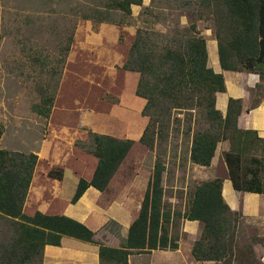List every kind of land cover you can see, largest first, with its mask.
<instances>
[{"label":"trees","instance_id":"1","mask_svg":"<svg viewBox=\"0 0 264 264\" xmlns=\"http://www.w3.org/2000/svg\"><path fill=\"white\" fill-rule=\"evenodd\" d=\"M142 0H94L81 10L80 17L99 23L123 24L132 5ZM200 14L212 19L220 67L258 74L257 92L264 97V0H199ZM73 28L57 37V55L45 63L48 77L37 85L38 101L33 111L48 118L59 77L73 41ZM2 34L0 32V38ZM206 39L194 22L163 34L151 27H137L121 68L137 73L135 95L144 99L141 114L147 123L138 141L154 155L137 217L126 239L107 245L85 224L65 215L35 211L27 215L24 202L33 177L37 154L0 148V264H42L44 247L59 246L63 236L98 245L100 264H128L133 253L178 248V236L171 233L178 220L199 221L200 237L191 253L197 261L216 264H262L254 245L264 237L238 243L241 212L232 210L222 196L223 178L200 181L189 191L183 208L165 199V157L169 140L182 135L189 142L188 161L210 166L217 145L228 142L223 152L227 178L237 191L264 193V138L254 129L238 126L241 98L228 99L225 114L216 108V95L225 91L224 77L207 65ZM262 89V90H261ZM260 98L253 99L257 105ZM3 127L0 124V137ZM86 146H76L97 158L90 179L81 177L71 202L93 186L106 189L127 156L134 140L87 130ZM48 176L61 179L62 169ZM5 229L8 233H5Z\"/></svg>","mask_w":264,"mask_h":264},{"label":"rangeland","instance_id":"2","mask_svg":"<svg viewBox=\"0 0 264 264\" xmlns=\"http://www.w3.org/2000/svg\"><path fill=\"white\" fill-rule=\"evenodd\" d=\"M93 2L0 0V124L3 127L0 148L37 153L40 142L51 134V138H60L66 150L71 152L73 139L89 145L87 130L121 138L133 137L135 142L107 190L130 184L144 189L154 155L138 142L139 132L136 135L132 128L135 127L134 122H140L142 129L147 123V118L141 114L143 106L139 104V100L143 103L144 99L135 97L137 95L131 84L136 87L137 80L126 76V70L117 61H125L137 27H151L170 35L175 28L182 29L194 22L200 33L208 35L209 39L215 37L213 20L207 19L204 14L199 15V0H142L141 5L131 6L132 12L124 18L125 23L94 25L80 17L81 10ZM74 24L73 41L59 77L51 113L48 118L40 117L33 111L32 105L38 101L39 81L48 77L45 60L50 55H57V37L64 28L69 33ZM90 115L93 116L91 124L87 122ZM128 121L132 122L130 132L127 131ZM64 125L70 126V130L66 131ZM188 147L189 142L184 141L182 135L172 137L165 157V199L181 209L189 191L197 183L208 176H227L223 159V152L228 148L227 141L218 143L213 165L209 168L190 163ZM75 149L86 151L81 146ZM40 174L47 176V172ZM74 177L69 176V179ZM39 187L40 183L35 182L31 186L32 191ZM245 194L243 192V196ZM122 195L120 192L112 193L115 200ZM134 211L137 213L136 209ZM182 220H178L177 227L171 228V233L178 239ZM251 220L242 219L243 230L240 228L238 233L240 245L254 237L252 235L264 237L257 236L262 227ZM110 227L116 226L111 223ZM1 233L2 225L0 236ZM5 233H8L7 229ZM253 247L260 259L264 254V244L258 242Z\"/></svg>","mask_w":264,"mask_h":264},{"label":"crops","instance_id":"3","mask_svg":"<svg viewBox=\"0 0 264 264\" xmlns=\"http://www.w3.org/2000/svg\"><path fill=\"white\" fill-rule=\"evenodd\" d=\"M201 34L206 39L207 65L214 72L221 73L224 77L225 91L217 93L216 108L222 114H225L228 99L230 97L241 98L242 111L238 117V126L244 129H254L260 137L264 138V97H261L258 92L252 95V90H256V85L260 82L258 74L246 70L231 71L222 69L218 61L215 37L208 39V35L202 32ZM123 62L124 59L117 61L119 65H122ZM125 73L126 76H133L137 80V73L132 71H125ZM131 86L135 89L133 84ZM257 98H260V101L257 105L252 106L253 99ZM143 103L142 100H139L141 106L144 105ZM92 118V115L88 116L87 122L91 124ZM127 123H130L127 131L130 132L134 128L136 135L139 132L137 135L139 139L143 132L140 122H134L135 127L132 128V122L128 121ZM63 128L66 131L70 130V126L64 125ZM50 136L51 134H47V137L40 142L38 152H35L38 159L25 198L24 213L32 215L35 211H40L50 215H65L88 226L107 245L113 244L117 239L123 242L127 237L130 224L138 215L145 187L141 189V187L138 185L136 187L134 184L121 185L120 188L116 187L109 191L107 189L110 186V181L103 191L89 186L81 197L75 203H72L71 198L74 195L78 180L81 177L87 180L90 179L96 167L97 158L86 151L74 150L77 139L72 140L71 152H69L60 138H51ZM127 138L134 140L133 137ZM213 160L211 165L206 166V168L213 165ZM39 165H42V168H39ZM56 168L62 169L61 179L48 176V172ZM36 172L39 173L36 174ZM43 172H47V176L40 174ZM77 172H80V174L78 175ZM82 172L88 174L85 175ZM69 176L75 177L71 180ZM214 177L217 176L213 175L212 178ZM225 177H223L222 196L232 210L240 211L242 214L237 232L239 233L240 228L243 230L242 219L247 220L248 218L262 227L257 236H264V193L246 192V196H243V192L235 190L231 181ZM209 178L211 177L208 176L205 179ZM135 179L137 180V178ZM66 180L71 181L65 182ZM34 182L35 184L40 183V187L38 190L32 191L31 186H34ZM41 182L43 185H41ZM118 188L119 190H116ZM115 192L122 193V197L115 200L112 196V193ZM135 209L137 213L134 211V214L133 210ZM111 223L116 227L111 228ZM114 228L116 229L114 230ZM201 230L202 224L199 221L183 219L177 249H153L147 253H133L128 256V264H213V261H197L191 253L193 243L200 237ZM263 256L264 254L261 261L264 264ZM42 264H100L98 245L63 236L59 246L48 244L44 247Z\"/></svg>","mask_w":264,"mask_h":264}]
</instances>
